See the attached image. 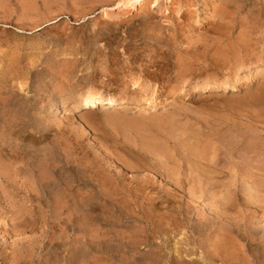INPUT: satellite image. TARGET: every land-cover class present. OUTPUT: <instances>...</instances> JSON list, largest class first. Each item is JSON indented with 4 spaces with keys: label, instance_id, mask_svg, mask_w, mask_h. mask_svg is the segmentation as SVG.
Here are the masks:
<instances>
[{
    "label": "rangeland",
    "instance_id": "rangeland-1",
    "mask_svg": "<svg viewBox=\"0 0 264 264\" xmlns=\"http://www.w3.org/2000/svg\"><path fill=\"white\" fill-rule=\"evenodd\" d=\"M117 1L0 0V264H264V0Z\"/></svg>",
    "mask_w": 264,
    "mask_h": 264
},
{
    "label": "bare ground",
    "instance_id": "bare-ground-1",
    "mask_svg": "<svg viewBox=\"0 0 264 264\" xmlns=\"http://www.w3.org/2000/svg\"><path fill=\"white\" fill-rule=\"evenodd\" d=\"M152 1V0H151ZM159 0H153L154 2V6H160V4H157ZM162 1V0H161ZM160 1V2H161ZM165 1V0H164ZM148 3H150V0H119L117 1L116 3V8L118 9L117 11L114 10V9H111V10H105L103 12V17H120L121 15H126V10H132V9H135L136 7L138 9H140L141 7L147 5ZM163 4V2H162ZM167 6V5H166ZM261 6V5H260ZM146 7V6H145ZM164 7V6H163ZM168 7V6H167ZM112 8V7H111ZM152 8V6H151ZM156 8V7H155ZM260 8V7H259ZM263 9V8H261ZM141 10V9H140ZM165 10V9H164ZM191 13V12H190ZM256 16V15H255ZM258 19V18H257ZM208 28V27H207ZM238 35V34H237ZM241 38V37H240ZM239 38V39H240ZM238 39V40H239ZM245 39V38H244ZM241 41V39H240ZM246 41V39H245ZM244 42V41H243ZM247 42V41H246ZM244 42V43H246ZM241 43V42H240ZM244 43H241V44H244ZM249 46H250V43H248ZM129 45V44H128ZM247 45V44H246ZM242 46V45H241ZM253 46V45H252ZM245 47V45H244ZM255 47V46H254ZM249 53V52H248ZM207 57V56H206ZM243 66V65H242ZM241 68V67H240ZM238 70V69H237ZM251 71V70H250ZM249 71V72H250ZM238 73V72H237ZM236 74V73H235ZM234 74V75H235ZM236 78V77H235ZM114 79V78H113ZM230 79V78H229ZM226 82V81H225ZM203 83V82H202ZM207 83V82H206ZM236 84V83H235ZM261 88V87H260ZM86 89V88H84ZM224 89V88H223ZM77 91V90H76ZM260 91V90H259ZM81 93V92H80ZM262 93V92H261ZM251 95V94H250ZM261 96V94L259 95ZM80 97V96H78ZM81 101L79 103V105L77 106L78 109H91V108H99V106H103V105H112V106H115V105H118L122 102H125L126 101V98L125 97H121V98H117V97H112V96H109V95H104L102 93L99 92H94L92 90H86V92H83L81 94ZM92 109V110H93ZM88 111V110H87ZM170 125V124H169ZM9 146V145H8ZM159 147H162V146H159ZM54 179V178H53ZM46 180V179H45ZM43 182V180H41ZM57 181V179H56ZM44 184V183H43ZM51 191V190H50ZM26 224V223H25ZM226 235V234H225ZM229 235V234H227ZM76 243H78L76 241ZM254 246V245H253ZM258 248V246H257ZM179 263H185V261H181V260H178ZM193 264H215V262L211 259H208L207 262H199V261H195V260H192L191 261ZM230 262V261H229ZM234 263V262H233ZM69 264V263H68Z\"/></svg>",
    "mask_w": 264,
    "mask_h": 264
}]
</instances>
